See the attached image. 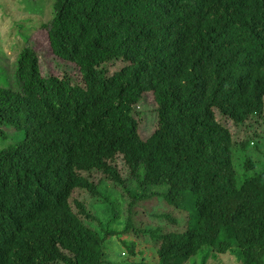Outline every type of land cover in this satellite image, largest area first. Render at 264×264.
Returning <instances> with one entry per match:
<instances>
[{
  "label": "trees",
  "instance_id": "16d2710c",
  "mask_svg": "<svg viewBox=\"0 0 264 264\" xmlns=\"http://www.w3.org/2000/svg\"><path fill=\"white\" fill-rule=\"evenodd\" d=\"M53 9L42 28L81 81L43 74L29 44L14 83L0 81V264H229L226 254L264 264V129L238 139L216 116L264 121V0H54ZM150 106L157 125L143 138ZM151 198L187 213L183 231L149 229L155 263L132 213ZM120 217L125 227L112 229ZM116 236L121 262L105 250Z\"/></svg>",
  "mask_w": 264,
  "mask_h": 264
},
{
  "label": "rangeland",
  "instance_id": "374dc122",
  "mask_svg": "<svg viewBox=\"0 0 264 264\" xmlns=\"http://www.w3.org/2000/svg\"><path fill=\"white\" fill-rule=\"evenodd\" d=\"M53 5L54 0H0V81L14 83L15 77L13 72L17 55L25 44H29L40 56L43 74L62 75L67 72L72 75L71 77L74 83H80L81 76L79 68L73 63L64 61L53 54L49 45L47 30L42 28V23L48 22L54 14ZM123 65H125V62L121 59L111 61L108 64L109 72L113 73L119 70ZM149 98L152 99L151 95H149ZM151 102H153V100L150 101V103ZM141 105L143 107L142 103ZM150 109L151 111L149 113L147 112L146 115L141 114L139 116V132L143 138H146L153 131L155 124L157 125L154 108L150 106ZM216 116L219 121L231 130L233 136L238 139L245 138L252 131H262L264 129V121L255 122L253 126L250 127L248 126L250 122L246 121L245 124L237 125L233 123L231 119L223 116L219 111H216ZM4 132L9 135L8 142L16 140L18 137V132L8 125L5 126ZM5 142L6 141L0 139V148ZM115 162L124 170V176H128V172H126L120 155L116 156ZM101 177L102 174L99 172L91 174V178L94 182H98ZM108 182H110V180ZM134 182L136 181L134 180ZM134 182L131 183V186H134ZM102 190L104 193L110 195L111 198L116 201L119 209H121L123 199L120 193L105 185L102 186ZM81 192L82 195L86 193L85 191ZM127 197L128 195H126V198ZM144 203L146 209L140 206L132 211L135 227L141 229L138 233L134 231V237L140 242L139 244L144 248L149 259L155 263L156 257L153 259L150 256H154V249L159 240L151 235L149 229H152V227H159L161 233L174 230L183 231L185 230L187 213L184 210L177 209L173 205L168 204L162 198H151V200L148 199ZM100 207L99 210L97 207L98 214L104 218L102 206ZM124 208L127 209V204L124 205ZM126 209L125 214L127 215ZM165 213H171L178 221L172 222L168 219L169 217L166 218L163 216ZM118 219V222H115L111 228L114 229L113 226H115L117 230L121 231L125 227V224L123 218L120 217ZM124 248L120 239L114 237L112 240L106 242L105 250L110 259L121 262L124 260V257L127 256V252L124 251ZM201 255L202 254L196 256L200 257ZM222 258L226 263L237 264L234 260L235 258L231 254L222 255ZM191 259L196 258L191 257ZM211 262L212 259L210 258L208 263L211 264Z\"/></svg>",
  "mask_w": 264,
  "mask_h": 264
},
{
  "label": "clouds",
  "instance_id": "9594fccd",
  "mask_svg": "<svg viewBox=\"0 0 264 264\" xmlns=\"http://www.w3.org/2000/svg\"><path fill=\"white\" fill-rule=\"evenodd\" d=\"M177 231H178V230H177ZM116 237H117V236H116ZM122 237H123V236H122ZM113 238H114V237H113ZM113 238H112V239H113ZM117 238H118V237H117ZM112 239H111V240H112ZM120 241H122V240H120ZM124 251H125V250H124Z\"/></svg>",
  "mask_w": 264,
  "mask_h": 264
}]
</instances>
